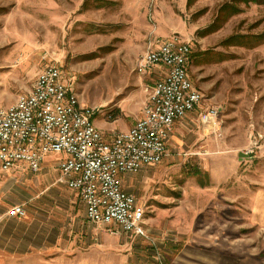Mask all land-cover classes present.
Listing matches in <instances>:
<instances>
[{
	"label": "rangeland",
	"instance_id": "374dc122",
	"mask_svg": "<svg viewBox=\"0 0 264 264\" xmlns=\"http://www.w3.org/2000/svg\"><path fill=\"white\" fill-rule=\"evenodd\" d=\"M232 5L239 12L221 22ZM217 16L219 25L208 32ZM263 31L264 5L241 0H0V107L56 64L109 136L131 126L145 103V79L133 69L137 56L172 35L188 41L187 73L203 96L202 109L176 123L162 160L125 177V191L143 206L144 236L89 224L55 162L36 172L0 171V264H83L97 245L106 247L104 263L178 264L171 261L189 259L180 250L195 249L216 264H239L252 254L249 264H264V227L249 215L226 217L223 187L231 158L253 155L264 143V43H222ZM212 105L218 116L204 123ZM15 204L24 215L7 217Z\"/></svg>",
	"mask_w": 264,
	"mask_h": 264
},
{
	"label": "built area",
	"instance_id": "2783aa9c",
	"mask_svg": "<svg viewBox=\"0 0 264 264\" xmlns=\"http://www.w3.org/2000/svg\"><path fill=\"white\" fill-rule=\"evenodd\" d=\"M189 53L188 41L172 35L150 43L137 56V74L154 67L164 68V73L146 87L141 116L109 136L93 132L89 117L95 108L71 98L73 85L63 69L46 65L28 92L0 107V171L36 172L46 157L59 154L58 180L77 194L89 223L111 234L144 236L143 206L123 189L122 176L158 164L175 120L199 105L202 94L186 69ZM203 113L207 123L218 116V108L212 105ZM23 215L20 204L6 210L8 217Z\"/></svg>",
	"mask_w": 264,
	"mask_h": 264
},
{
	"label": "crops",
	"instance_id": "0c3cea01",
	"mask_svg": "<svg viewBox=\"0 0 264 264\" xmlns=\"http://www.w3.org/2000/svg\"><path fill=\"white\" fill-rule=\"evenodd\" d=\"M163 73H164V68L154 67V68L148 70L145 74H142V75L138 74V75L143 76V78L145 79L144 80L145 86H150L153 84V82L155 80L161 78ZM35 76L33 78V81L31 83L30 87L28 89H26L23 93L28 92L31 89L33 82H34V79H35ZM196 108H197V110L202 109V102L201 101ZM196 108L194 110H196ZM140 116H141V111L139 113V116H137L135 118L133 123ZM184 116L175 120V122L173 124L172 131L170 133V136H169V138L167 140V144H166V152H165L166 154L168 153V149L171 146L172 135H173V132L175 131V128H176L175 125L177 122H179L181 119H183ZM133 123L131 124V126L133 125ZM128 128H125V129H128ZM202 128H204V127L202 126ZM125 129H123V130H125ZM258 149L259 150L256 151V153L248 156V158L239 157L238 154H237L236 158L234 156H233V158H231L230 163H229V166H230L229 171L230 172L227 173L226 177L224 178L223 187L225 188V195H226L225 197L227 198L226 201L229 203V207L226 208V210H225V212L227 213L226 217L227 216L229 217V215H230L231 216L230 218L238 217L239 219L244 218L243 220H246V217L249 215L250 219H252L255 224H260L259 228L261 229L262 227H264V143H262ZM59 158H60L59 154L49 155L42 162L41 166L46 164V162L50 161V162H55L56 169H57V162H58ZM244 161L246 162L245 165L243 164ZM242 165H243V169H242ZM147 168L148 167H145L142 170L145 171V169H147ZM18 169L19 168H16L15 170H18ZM127 175L122 176L123 189H125V185H126L125 177ZM76 196H77V194H76ZM79 201H80V199H79ZM83 209H84V207H83ZM84 216H85V213H84ZM244 223H246V221H244ZM240 224H242V222ZM181 233H183V234L187 233L186 227L184 228V230L181 231ZM121 234L123 235L122 232H120V233L117 232V233H113L111 235H121ZM183 244H184V246H192L195 248L208 247L206 245L198 244L196 242H194V243L184 242ZM97 246L98 247L95 246V247L91 248L90 252H92L94 254L91 253V256L89 254H87L86 257L87 258L90 257V258L87 260V262L84 259L83 264H115L114 262H108V261L106 263H104L102 261V255L103 254L102 255H100V254L104 252L106 247H105V245H103V246L97 245ZM107 247H109V246H107ZM112 247L117 248V247H119V245H112ZM191 250L192 251L182 249L179 251L180 254H182L183 256H184V254H185V256H189V259L183 260V257H182V259H180V258L175 259V260H172L171 262H175V263L178 262V264H216L215 258H213V257L203 258V257H200V254L197 251H195V249H191ZM194 256H196V261H194V260L188 261V260L194 259ZM249 257L250 258L253 257V254L247 255V257L245 259H241L239 264H249L251 262V261H249ZM252 261H253V259H252ZM255 262H256V259H255ZM159 263L163 264L162 262H159ZM117 264H128V262L122 261V262H119Z\"/></svg>",
	"mask_w": 264,
	"mask_h": 264
},
{
	"label": "trees",
	"instance_id": "16d2710c",
	"mask_svg": "<svg viewBox=\"0 0 264 264\" xmlns=\"http://www.w3.org/2000/svg\"><path fill=\"white\" fill-rule=\"evenodd\" d=\"M189 1H192V0H187V3ZM241 1L244 2L245 4H249L251 2V3L263 4L264 5V0H241ZM83 5H85V4H83ZM238 12H239V10H238L237 6L236 5H234V6L232 5V7L229 8L228 10H225V11L221 12L223 14V16L221 18V22L226 17L228 18V17H230L233 14L238 13ZM218 17L219 16H217L215 18V21L212 24L214 26H211L209 28L208 32L213 31V29H215V26L219 25V22L217 20ZM257 36L258 37L248 36V35L233 34L230 37H228L227 39H225L222 43L233 42V43H237L238 45H245V46L247 45L248 47H255V46H257V45H259L261 43H264V31L262 33H260L259 35H257Z\"/></svg>",
	"mask_w": 264,
	"mask_h": 264
},
{
	"label": "bare ground",
	"instance_id": "6f19581e",
	"mask_svg": "<svg viewBox=\"0 0 264 264\" xmlns=\"http://www.w3.org/2000/svg\"><path fill=\"white\" fill-rule=\"evenodd\" d=\"M71 98L72 99H78L77 94L73 91V89H71ZM96 110L93 109V112L91 114V117H89V126L93 127V132H100V130L96 127L95 123H94V114H95ZM142 217H144V210L142 209Z\"/></svg>",
	"mask_w": 264,
	"mask_h": 264
},
{
	"label": "water",
	"instance_id": "95a60500",
	"mask_svg": "<svg viewBox=\"0 0 264 264\" xmlns=\"http://www.w3.org/2000/svg\"><path fill=\"white\" fill-rule=\"evenodd\" d=\"M238 156H239V157L248 158V155H247L246 153H243V152H239V153H238Z\"/></svg>",
	"mask_w": 264,
	"mask_h": 264
}]
</instances>
